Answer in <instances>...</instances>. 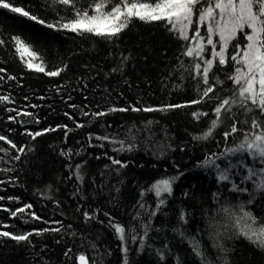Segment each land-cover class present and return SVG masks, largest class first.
I'll use <instances>...</instances> for the list:
<instances>
[{"label":"trees","instance_id":"obj_1","mask_svg":"<svg viewBox=\"0 0 264 264\" xmlns=\"http://www.w3.org/2000/svg\"><path fill=\"white\" fill-rule=\"evenodd\" d=\"M10 2L14 6L24 7L48 23H55L61 16L70 19L73 15L70 10L60 6H55L56 11H53L50 0ZM90 2L78 0V6L84 7ZM17 35L31 45L33 51L41 54L46 71L65 63L67 70L59 77H49L26 68L11 40L12 36ZM0 39L5 41L0 45V67L6 69L5 73H0L5 77L0 80V95L10 97L9 102L0 103V135L7 136L17 146L35 148V152L22 156L20 161H13L11 157L17 154L16 150L0 141V146L9 148V153H0V157H3L0 169H15L11 172L0 171V181H3L0 183V196L5 197L0 201V230L23 234L33 229L55 226L45 223L52 220L63 221L65 228L69 224L72 226L70 230L60 233L33 235L30 242L17 243L10 238L0 237V264H76L75 257L81 252L97 260L102 257L103 264H122L124 254L121 242L108 227L109 216L126 227H135L143 235L140 221L133 220L137 212L141 213L145 222L148 220L143 214L144 210L139 209L138 202L144 203L151 211L156 207L157 198L154 193L141 197V191L158 179L180 173L183 175L173 184L172 195L166 197L167 203L151 220L152 229L143 250L140 249L139 238L133 242L129 233L125 242L128 264H174L177 255L182 264H199L189 243L182 240L175 229L184 231L188 236L197 235L209 259L214 264H221V254L213 247L212 233H224L228 227L230 234L231 220L225 209L238 214L243 206L245 211L264 217V192L256 190L250 181L241 183L247 174V168L238 164L242 159L241 154L221 156V153H227V149L239 143L241 133L225 140L223 132L227 128L221 127L208 140L196 141L192 138L206 130L213 104L193 105L167 113L129 111L99 118L83 116V111L106 110L111 106H161L196 98L192 81H180L179 72H173L179 63L177 56L184 42L168 33L163 23L134 20L119 39L110 42L93 35L80 36L67 30L50 29L0 8ZM239 42H245L243 35L239 37ZM121 53L130 54L131 58L123 66L122 72H112L120 64ZM182 59L185 63L189 61L187 57ZM34 62L39 63L38 60ZM232 70L229 65L218 75L225 79ZM8 76H15L16 79L10 80ZM84 83L88 85L86 89L83 88ZM177 83L183 84L180 90L172 87ZM57 87L59 92L56 91ZM231 88V82L226 81L219 95H230ZM69 104L78 107L73 109ZM8 109L33 112L40 122L33 123L32 117L23 115L18 117L22 123L11 121L8 117L16 115V111L10 112ZM197 109L209 112V117L194 120L191 112ZM65 112L75 120L65 116ZM76 121L84 123L85 127L75 128ZM147 121L153 122L151 134L144 130ZM64 124L73 128L67 138L63 130L48 132L34 141L24 134L25 129L35 132ZM132 125L135 128L129 133ZM89 133L114 136L126 144L134 142L136 148L131 152H115L113 148L119 147L118 144L105 141L101 148L98 146L101 142L95 139L93 146H89ZM69 148L73 152L84 149L81 155L71 158L73 165L84 160L88 162L84 169L83 186L77 184L75 177L68 179L70 170L66 165L69 160L60 155V150ZM105 153L128 162V167L121 169L119 175L111 168L106 170L104 165L110 164V161L104 156ZM97 156L101 158L96 159ZM210 156L214 159L218 157L216 165L228 170L229 181L218 182L216 167L202 166ZM243 161L247 167H264L247 154H244ZM255 179L258 181L260 177ZM233 183L240 184L248 191H230ZM77 187L81 190L74 197L73 192ZM115 188H119L118 193ZM214 194L218 195L214 197ZM48 196L52 199H48ZM8 197H19V200H9ZM28 203L33 205L32 211L42 217L41 221L25 223L27 215L14 218L3 210L14 211ZM95 210H99L97 219L85 223L83 212ZM181 210L188 214L186 224L179 221ZM261 223H264V219ZM198 228L201 230L199 234ZM92 243L97 245L95 250L90 247ZM223 244L232 250L229 254L231 264H264V252L242 237L224 238ZM165 245L168 251L165 259L160 260L156 250L164 249ZM69 249L71 252L66 257L64 253Z\"/></svg>","mask_w":264,"mask_h":264},{"label":"snow or ice","instance_id":"obj_2","mask_svg":"<svg viewBox=\"0 0 264 264\" xmlns=\"http://www.w3.org/2000/svg\"><path fill=\"white\" fill-rule=\"evenodd\" d=\"M53 5L52 10L56 11L55 6L70 10L73 15L72 18L59 17L55 23H48L37 15L32 14L24 7L14 6L10 0H0V8L10 10L12 13L19 14L21 17L31 20L33 22L44 25L50 29L57 31L67 30L80 36L93 35L100 37L107 41H114L120 38L121 34L129 28L134 20L144 23L160 22L165 25V30L172 34L181 42L182 50L177 56L179 63L173 69V72H179V80L183 81L189 79L194 85L196 98L185 101L184 103L166 104L161 106H136L129 104L125 107L111 106L106 110L100 111H83L84 117H105L110 113L115 112H171L177 109L190 108L193 105L213 104L211 108V118L205 131L200 135L193 136V140H208L211 138L217 129L226 127L227 130L223 132V137L227 140L236 133H241V139L235 147L227 149V153H221V156L241 154L242 159L238 161L240 166L247 168V174L243 177L241 183L250 181L254 184L256 190L264 192V167L256 169L254 167H247L244 164L243 156L247 154L254 162L264 164V0H91V2L84 6H78V0H50ZM58 15V13H57ZM203 29V31H202ZM243 35L244 43L239 42V37ZM11 40L14 42L16 51L20 54V59L24 61L25 67L30 70H35L38 73H45L49 77H59L64 73L68 65L65 63L62 66L56 67L54 70H47L44 65V60L41 54L32 50V46L27 44L20 36H12ZM5 41L0 39V45ZM120 64L113 68L112 72H122L123 66L129 61L130 54H120ZM25 56L28 57L25 60ZM182 57L189 58L188 63H185ZM39 61L35 63L34 61ZM232 66V72L226 74L225 79H221L218 72L227 66ZM6 69L0 67V73H5ZM172 73H170V76ZM5 77L0 75V80ZM10 80H15V76H8ZM226 81H230L232 88L230 95L220 96L219 92L223 90V85ZM79 82V81H78ZM87 83L83 84V88H87ZM174 90H180L183 87L182 83L172 85ZM59 87L56 91L59 92ZM27 99V97H25ZM70 99V97H69ZM87 99V97H86ZM10 97L7 95H0V103L9 102ZM35 108L36 105H31ZM70 108L76 109L78 106L69 104ZM8 111H16V115H10L9 120L17 123H22L18 117L28 116L32 117V122L38 124L40 121L33 112L21 111L15 109H8ZM65 116L69 119L75 120V117L65 112ZM210 113L197 109L191 112L194 120L199 121L201 118L209 117ZM152 121H147L144 130L151 134ZM243 125L244 127H238ZM85 124L76 121L75 128H83ZM135 125H132L128 131L132 132ZM63 130L64 136L67 138L68 134L73 131L67 124L57 125L55 127L44 128L40 131L31 132L25 129V135L29 136L31 140H35L48 132H55ZM137 131H139L137 129ZM100 141L98 145L103 148V142H109L119 147H114L115 152H131L136 148V144L125 143L124 140H117L114 136L96 135L89 133L88 145H92L93 140ZM134 140V137H133ZM0 141L5 142L10 146V149L16 150V155L12 156L13 161H20L22 156H27L35 152L34 147L28 145L17 146L12 140L5 135H0ZM84 151L81 148L79 151L73 152L71 148L60 150V155L68 158L69 163L66 167L70 170L68 179L75 180L79 186L85 183L84 169L87 161L73 165L71 158L73 156L81 155ZM0 153H9V148L0 146ZM104 156L110 161V164L104 165V168L113 169L117 175L120 170L128 167V162L122 161L107 153ZM101 157L97 156L96 159ZM3 157H0L2 160ZM216 159L210 156L205 159L202 166L216 167L218 173V182L229 181L230 176L227 169H220L216 165ZM0 171L11 172L14 168L0 169ZM183 173L177 176L161 178L154 181L147 189L142 190L141 197L146 193H154L157 198L156 207L149 211L147 206L138 202L139 209L144 210V216L148 217L147 222L141 218V213L137 212L133 220L140 221V228L143 235H140L135 227H126L114 221L109 216L108 227L114 231L117 239L121 242V251L124 254L122 264H128L126 240L129 233H131V240L137 241L139 238L140 249L143 250L148 237L149 231L152 229L151 220L157 215L162 206L167 203L166 197H170L173 193V184L180 179ZM103 176V172L101 173ZM260 177L257 181L255 178ZM3 183V181H0ZM115 187V186H114ZM81 188L77 187L73 192V196L80 193ZM118 193L119 188H115ZM230 191L233 192H247V188L241 187L240 184L233 183ZM43 195V193H41ZM188 195L187 192L184 193ZM218 194H214L216 197ZM52 199L51 196L47 197ZM83 198V197H82ZM5 197L0 196V201ZM9 200H19V197H8ZM59 203V202H57ZM252 203L251 200L248 202ZM33 205L31 203L24 204L22 207L16 208L14 211L3 208L8 211L11 217L20 218L27 215L28 219L25 223L30 221H41L42 217L32 211ZM79 207L77 211H79ZM84 211L83 219L85 223L97 219V213ZM231 220V232L226 227L224 233L214 231L212 233L213 247L221 254L219 259L221 264H231L229 257L231 249L225 247L223 239H231L233 237H242L249 244L257 250L264 252V223L261 220L264 217H257L250 211H245L241 206L238 214L228 212ZM187 213L181 210L179 221L182 224L187 223ZM52 227L42 229H33L30 232L23 234H14L9 231L0 230V237L10 238L17 243L30 242L33 235L40 236L44 233H60L62 230L67 231L72 228L69 224L65 228L63 221L52 220L45 221ZM103 224V221H99ZM6 227V226H4ZM182 240H186L192 254L198 259L199 264H214L209 259L208 254L201 246V241L197 239V235L188 236L180 229L174 230ZM201 230L197 229V234ZM227 234V235H226ZM75 235V233H73ZM59 243V241H57ZM92 249H96L95 243L90 244ZM168 251L167 245L164 249H157V255L160 260L165 259V253ZM71 249L67 250L64 255L67 257ZM110 254V253H109ZM76 264H103V259L89 258L85 253L81 252L75 257ZM174 264H182L181 258L177 255L174 257Z\"/></svg>","mask_w":264,"mask_h":264},{"label":"rangeland","instance_id":"obj_3","mask_svg":"<svg viewBox=\"0 0 264 264\" xmlns=\"http://www.w3.org/2000/svg\"><path fill=\"white\" fill-rule=\"evenodd\" d=\"M244 38V37H243Z\"/></svg>","mask_w":264,"mask_h":264}]
</instances>
